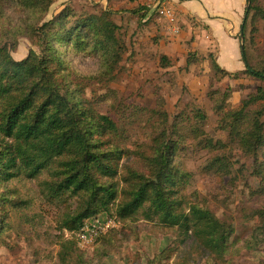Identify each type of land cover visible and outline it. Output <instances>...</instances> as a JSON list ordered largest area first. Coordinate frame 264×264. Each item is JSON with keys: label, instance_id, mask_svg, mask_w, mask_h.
I'll return each instance as SVG.
<instances>
[{"label": "rangeland", "instance_id": "1", "mask_svg": "<svg viewBox=\"0 0 264 264\" xmlns=\"http://www.w3.org/2000/svg\"><path fill=\"white\" fill-rule=\"evenodd\" d=\"M46 1L49 6L44 13L45 8H39L34 0H28L30 8L20 0H6L0 6V45L9 46L16 61L32 54L43 55V51L47 57V46L32 27H40L63 14H69L68 25L72 26L79 19L102 17L109 12L119 26L115 34L119 46L114 49L124 50L123 45L126 49L115 80L101 81L100 64L105 58L101 52L107 49L103 40L99 41L100 47L87 39H74L69 45L61 41L57 58L55 51L51 54L52 69L62 63L68 78L83 87L85 97L108 102L101 105L100 112L109 115L127 132L130 143L144 151L148 152L151 138L162 124L171 129L177 123L181 134L189 135V142L179 152L189 174L185 201L208 206L232 227L233 234L228 254L218 260L201 249L191 232L158 220L147 221L141 212L123 220L114 207L110 214L95 218L104 225L112 218L118 223L117 228L108 231L105 227L97 232L93 242L83 244L79 237L89 220L79 231L60 230L59 220L70 203L65 202L66 198L58 200L48 190L49 172L57 167L52 165L37 178L23 174L4 180L0 175V216L7 220L0 237V264H264V155L256 160L242 153L224 123V113L240 109L248 96L256 94L259 87L264 88V81L215 73L210 55L217 61L216 50L210 54L199 48L195 35L187 40V36L166 34L158 22L159 16L142 11L136 0ZM248 6L258 7L264 14V0H251ZM254 13L248 19L244 39L242 30L234 33L245 46L252 67L264 70V17L253 23ZM217 34L221 47L231 49L233 40L229 33L221 29ZM108 47L109 52L113 50ZM189 56L191 65L187 63ZM233 68L244 69V63L235 62ZM58 77L62 78V72ZM263 108L261 101L252 106L250 118ZM198 111L206 115L203 124L195 118ZM249 125L248 121L244 123L240 132ZM203 134L221 145L206 148L199 143ZM220 157L226 164L222 173L216 163ZM135 160L132 157L122 164L140 166ZM10 173L16 175V168H11ZM123 177L122 172L116 179L120 190L124 187ZM64 240L78 242L76 252L66 259L61 256ZM165 251L168 260L160 263L157 258Z\"/></svg>", "mask_w": 264, "mask_h": 264}, {"label": "trees", "instance_id": "2", "mask_svg": "<svg viewBox=\"0 0 264 264\" xmlns=\"http://www.w3.org/2000/svg\"><path fill=\"white\" fill-rule=\"evenodd\" d=\"M5 1L0 0V6ZM34 1L39 8H45L44 13L48 11L46 0ZM20 2L30 8L28 0ZM140 9L150 12L144 6ZM254 11L253 23L258 17H264L256 6L246 9L242 27L244 36ZM103 16L79 19L69 26V14H63L40 27H32L47 46V57L43 51V55L32 54L25 60L16 61L9 46L0 45V175L4 180L23 174L37 178L44 170L49 171V167L57 165L49 172L46 184L54 197L58 200L66 198L65 202L70 203V208L62 212L59 220L61 231H79L87 220L99 214H110L116 207L123 220L141 212L147 221L158 220L161 224L185 229L191 232L202 250L224 260L230 248L232 227L208 206L185 201L189 174L182 166L179 152L189 142V135L181 134L177 123L171 129L162 124L151 138L148 152L144 151L130 143L127 132L122 131L109 115L100 112L101 105L108 102L85 97L83 87L68 78L62 63L52 69L54 59L51 54L55 51L57 58L61 41L69 45L74 39H87L100 47L99 41L103 40L107 42V49L100 53L102 58L105 57L100 64L101 81L115 80L126 49L124 45L121 46L124 50L114 49L119 46L115 38L119 26L111 20L109 12ZM108 46L113 50L109 52ZM241 51L244 70L230 73L221 68L211 54L212 71L225 77L245 75L264 81V70L252 67L244 45ZM187 63L192 64L190 56ZM59 72H62V78L58 77ZM260 101L264 102L263 87L248 96L240 109L224 113V123L228 125L225 128L233 132L238 148L256 160L260 154L264 155V108L254 112L252 118L250 108ZM195 118L201 124L206 121V115L201 111ZM247 121L251 125L240 132ZM202 136L199 143L206 148L221 145L219 142L214 144L205 134ZM128 145L134 149H129ZM132 157L140 166L122 164L125 160L131 161ZM216 163L218 172L222 173L225 161L220 157ZM11 168H16V175L10 173ZM122 172L124 187L120 190L116 179ZM71 201L74 204L71 205ZM6 224L7 220L0 216V237ZM77 244L75 240L61 243L63 259L76 252ZM166 252L157 258L160 263L168 260Z\"/></svg>", "mask_w": 264, "mask_h": 264}, {"label": "crops", "instance_id": "3", "mask_svg": "<svg viewBox=\"0 0 264 264\" xmlns=\"http://www.w3.org/2000/svg\"><path fill=\"white\" fill-rule=\"evenodd\" d=\"M247 5L248 0H166V9L172 17H158V22L163 24L166 34L187 36V40L195 35L199 48L210 54L216 50L220 67L236 73L244 70L235 71L233 65L242 60V43L236 35L242 30ZM221 29L233 40L231 49H223L218 42L217 32Z\"/></svg>", "mask_w": 264, "mask_h": 264}, {"label": "built area", "instance_id": "4", "mask_svg": "<svg viewBox=\"0 0 264 264\" xmlns=\"http://www.w3.org/2000/svg\"><path fill=\"white\" fill-rule=\"evenodd\" d=\"M141 6L147 7L150 9V13L157 14L159 17H172L169 11L166 9L165 1L166 0H136ZM91 221V222H90ZM90 222V223H88ZM118 223L116 220L109 218L106 221V224H102L100 218H95L92 220L87 221V225L83 227L82 234L80 238V242L82 241L83 244L93 242V237L98 235L99 230H103V228L107 227L109 230L117 228Z\"/></svg>", "mask_w": 264, "mask_h": 264}, {"label": "water", "instance_id": "5", "mask_svg": "<svg viewBox=\"0 0 264 264\" xmlns=\"http://www.w3.org/2000/svg\"><path fill=\"white\" fill-rule=\"evenodd\" d=\"M248 2L250 3L251 2V0H248ZM249 6L247 7V10H249ZM241 39H244V34H243V32L241 33ZM242 47H243V45H242Z\"/></svg>", "mask_w": 264, "mask_h": 264}]
</instances>
